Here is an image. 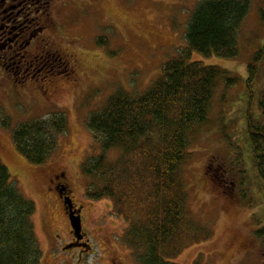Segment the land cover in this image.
Returning a JSON list of instances; mask_svg holds the SVG:
<instances>
[{
    "label": "rangeland",
    "instance_id": "374dc122",
    "mask_svg": "<svg viewBox=\"0 0 264 264\" xmlns=\"http://www.w3.org/2000/svg\"><path fill=\"white\" fill-rule=\"evenodd\" d=\"M200 1L93 0L87 7L85 0L79 19L87 24L68 32L57 46L67 55L66 60L77 62L78 80L73 83L53 74L49 103L30 107L28 101L15 98L4 111L10 128L0 126V160L23 195L36 204L32 219L43 251L40 264H140L122 240L128 222L114 212L112 201H94L86 196L92 184L100 187L101 183L84 174L83 162L102 149L87 121L118 90L139 94L160 77L163 64L186 45L187 25ZM262 10L264 0H252L240 29L236 57L194 55L207 65L229 70L238 83L231 87L221 83L207 123L191 134V157L182 170L187 210L191 218L211 228L213 235L185 249L173 260L177 264H264V246L258 237L264 228L263 188L250 165L248 173H242L245 110L250 97L248 64L264 45ZM255 82L254 92L263 91L264 61ZM30 90L34 94V87ZM12 91L13 96L18 94ZM57 112L66 114L67 129L45 163L31 164L16 150L11 131ZM108 156L115 160L119 150L110 151ZM62 173L74 202L85 208V230L92 250L62 249L72 236L58 191L51 183V178ZM214 174L222 180L220 186ZM233 177L237 185L232 184Z\"/></svg>",
    "mask_w": 264,
    "mask_h": 264
},
{
    "label": "trees",
    "instance_id": "16d2710c",
    "mask_svg": "<svg viewBox=\"0 0 264 264\" xmlns=\"http://www.w3.org/2000/svg\"><path fill=\"white\" fill-rule=\"evenodd\" d=\"M251 5L252 0H201L187 25L186 45L163 64L160 77L139 94L118 90L88 118V129L102 149L83 162L84 174L101 183L92 184L86 196L112 201L114 212L128 222L122 240L140 264H177L173 260L185 249L213 235L188 214L182 170L191 157V134L207 123L219 86H234L238 78L194 55L236 57ZM263 61L264 45L248 64L242 173L251 167L264 195V90H253ZM65 116L57 112L12 129L16 150L31 164L45 163L67 129ZM3 126L10 128L7 122ZM116 149L119 156L114 160L108 155ZM35 211V202L23 195L0 160V264L41 263ZM258 237L264 246V228Z\"/></svg>",
    "mask_w": 264,
    "mask_h": 264
},
{
    "label": "flooded vegetation",
    "instance_id": "af4514ba",
    "mask_svg": "<svg viewBox=\"0 0 264 264\" xmlns=\"http://www.w3.org/2000/svg\"><path fill=\"white\" fill-rule=\"evenodd\" d=\"M92 1L86 0L87 7L93 5ZM83 5L85 0H0V126L9 119L3 113L14 104L15 98H21L25 103L28 101L30 107L49 103L53 74L62 75L73 83L78 80L77 62L66 60L67 55L57 46L59 41L68 37V32L87 24L79 19L84 13ZM79 40L74 38L73 41ZM32 87L34 94H30ZM12 89L18 94L13 96ZM65 177L66 174L62 173L51 178L72 236L62 249L66 252L92 250L85 230V208L74 202ZM71 215L81 218L79 235L72 226Z\"/></svg>",
    "mask_w": 264,
    "mask_h": 264
},
{
    "label": "water",
    "instance_id": "95a60500",
    "mask_svg": "<svg viewBox=\"0 0 264 264\" xmlns=\"http://www.w3.org/2000/svg\"><path fill=\"white\" fill-rule=\"evenodd\" d=\"M72 226L75 230L76 235H79L80 232L82 231V224H81V218L80 216L73 217L72 215L70 216Z\"/></svg>",
    "mask_w": 264,
    "mask_h": 264
}]
</instances>
